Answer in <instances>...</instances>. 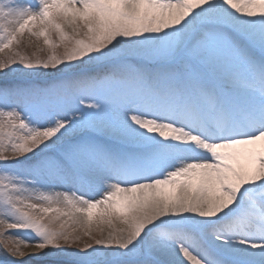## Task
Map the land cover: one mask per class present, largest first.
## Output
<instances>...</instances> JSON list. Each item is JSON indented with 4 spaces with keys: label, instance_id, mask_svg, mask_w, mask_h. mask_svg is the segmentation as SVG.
I'll return each mask as SVG.
<instances>
[{
    "label": "rangeland",
    "instance_id": "rangeland-1",
    "mask_svg": "<svg viewBox=\"0 0 264 264\" xmlns=\"http://www.w3.org/2000/svg\"><path fill=\"white\" fill-rule=\"evenodd\" d=\"M173 1L182 14L171 13ZM225 1L0 0V264H121L143 255L170 264L154 234L163 240L172 226L202 222L189 220V209L160 213L182 175L144 181L160 184L156 200L100 191L97 154L105 137L158 140L157 127L123 111L115 89L125 77L178 78L170 73L178 66L198 77L202 66L228 75L241 56L237 33L264 45L255 27L222 17ZM60 157L76 170L66 171L80 181L75 189L95 197H75L64 185Z\"/></svg>",
    "mask_w": 264,
    "mask_h": 264
},
{
    "label": "bare ground",
    "instance_id": "bare-ground-1",
    "mask_svg": "<svg viewBox=\"0 0 264 264\" xmlns=\"http://www.w3.org/2000/svg\"><path fill=\"white\" fill-rule=\"evenodd\" d=\"M229 1L230 0H226L222 8H219L222 17L229 20V22L237 27L243 25H247V28H250V26L255 27L257 33L264 36V19L258 18L261 17V14L264 12V0H237L236 5H231ZM128 3L130 4V2ZM177 4V1H173L175 7ZM175 12H177V15L182 14L177 7L171 13ZM212 17H217V14H212ZM253 18H255V21H252ZM238 44L241 53H244V55H253L247 42L238 41ZM263 63L262 67L264 68ZM236 80L238 81L239 79L235 76L234 81ZM245 99H247V103L249 100L251 105L255 103V99ZM169 137L170 141H177L179 144H183L184 142L187 143L189 140L188 136L175 130ZM202 145L208 146L206 143ZM250 145H255L256 148L263 147L262 157L260 158L261 163L249 162L244 157L229 161L219 159V157L216 158L221 149L227 150L231 148V146H234L232 143H228L224 145L225 147L214 145L216 150L211 158L212 161L214 160L213 164L210 163L211 161L207 163L201 161L200 164L187 162L178 169H175L174 172H176V175H182L181 178H179L182 186L176 193H172L169 199H161L160 213L162 216L180 214L181 211L184 212L185 209H189V220H193V222L202 221L201 224L207 221L217 220L216 223H214L217 227L222 228V237L224 235L227 236L226 233H228V236H233L235 239H242L241 230L238 231L239 229L236 228L238 223L236 224L233 219L228 217H222L227 214H233L236 217L242 214L241 212L243 209H247L248 213L253 216L255 215V208L250 202L251 197H254L256 201V198L264 199V133L253 140V143ZM201 152L202 151L195 149L192 152H187L188 155L185 154L186 156L184 157L198 156ZM223 157L224 156H220V158ZM102 162L105 163L106 160L102 159ZM107 162L106 164L112 163V160L109 159ZM211 164L212 168L210 169L209 165ZM100 168L101 165L98 164L93 175L96 179L101 180L105 174ZM63 175L67 180H69L68 177H71L66 170L63 171ZM147 176H152V174L148 173L146 175L139 173L135 174V176L130 179L139 181ZM130 179H128L127 183H130ZM71 180H73V178ZM159 186V183L141 182L135 184L134 187L127 186V188L124 189L119 187V184H116L112 189H115L117 193L122 195L138 192L135 196L139 199L148 195L151 199L156 200L159 197V193L156 190ZM243 227L252 229L251 225H247L246 223ZM201 233L203 236L202 238L214 245L216 249L225 250L228 251L229 254L237 256L257 257L264 260V248H258L257 246L248 247L245 242H241L240 240H234L233 244H227L220 237L221 234H219L212 225L203 229ZM154 236L156 238L155 241L161 243V245L164 244L165 247L163 249L165 253L161 250L158 253L159 256H164L170 264H210L213 261V257L206 251L207 248L190 226L170 232L169 236L164 237L163 240H159L155 234ZM223 238L225 239V237ZM168 253L171 255H167ZM145 256L146 255L139 257L140 259L136 262L125 260L122 261L121 264H159L155 259L145 258ZM26 258L30 262H36L29 256ZM36 263L38 264V262Z\"/></svg>",
    "mask_w": 264,
    "mask_h": 264
}]
</instances>
